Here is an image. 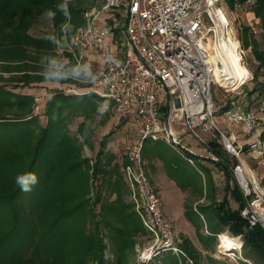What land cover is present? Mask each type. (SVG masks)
Segmentation results:
<instances>
[{
    "label": "trees",
    "instance_id": "obj_1",
    "mask_svg": "<svg viewBox=\"0 0 264 264\" xmlns=\"http://www.w3.org/2000/svg\"><path fill=\"white\" fill-rule=\"evenodd\" d=\"M76 1L83 4L79 12L84 14L98 0ZM255 1L257 15L264 18V0ZM62 2L0 0V52H12L17 65L26 64L28 70L17 71L21 74L17 82L25 87L44 79L39 75L41 67L30 66L35 58L30 55L31 51L52 52L57 44L51 39L53 35L35 39L28 30L36 17L46 10L55 13L54 26L61 30L65 21L57 5ZM84 6H87L85 11ZM76 28L67 32L69 37ZM257 56L262 60L261 53ZM55 80L60 81V78ZM86 96L73 98L58 93L52 97L45 108L48 123L43 126L33 114L32 96L5 92L0 88V264H89V261L104 264L106 242L119 256L133 247L137 235L147 233L132 205L125 200L128 191L122 177L113 180L115 168L102 170L107 163L101 158L92 166L91 161L82 156V144L68 130L74 119L84 118L78 132L87 146L92 145L90 136L97 125L86 130L85 125L98 112L96 104ZM101 119L107 118L101 114ZM261 140L264 142V132ZM208 147L221 159L219 164L230 180L233 174L229 161L222 154V147L217 143ZM31 176L36 178L34 183ZM100 178L103 182L95 193V201H92L91 192L96 190L94 183ZM25 184L28 189L35 186L36 191L30 197L24 195L28 191ZM238 188L240 190L239 185ZM106 194L116 198L109 201ZM232 196L239 203V209L229 212L219 207L218 218L234 236L242 235L244 243L241 239L240 243L245 259L252 260L256 255L264 261V228L258 223L251 224L249 218L242 216L246 211V200L241 190H235ZM97 206H100V213H96ZM211 240V237L202 238L207 250L211 249ZM182 249L186 257L168 253L162 257L163 263L187 264L190 260L193 264H200L203 254L189 240L183 241ZM210 264L230 263L212 260Z\"/></svg>",
    "mask_w": 264,
    "mask_h": 264
},
{
    "label": "built area",
    "instance_id": "obj_2",
    "mask_svg": "<svg viewBox=\"0 0 264 264\" xmlns=\"http://www.w3.org/2000/svg\"><path fill=\"white\" fill-rule=\"evenodd\" d=\"M222 1L98 0L84 12V25L58 49L62 60L71 63L72 68L77 65L97 68L86 94L111 102L116 115L128 120L129 129L135 132L124 172L131 202L148 236V243L139 255L142 264H150L168 253L186 257L183 239L165 214L143 158L145 141L164 140L186 162L194 164L196 153L183 144L175 130L179 123L200 145H206L205 138L209 137L221 143L237 160L230 170L251 213L264 227L263 214L256 206L264 203V188H260L256 175L247 173L241 157L247 145L250 156L264 165L261 117L252 110L242 111L233 102L224 112L223 127L215 118L212 90L221 85L215 68L221 76L226 72L213 55L209 36L227 25L219 13ZM121 18L126 27L119 32ZM68 93L77 91L69 89ZM160 99L166 101L165 114L158 107ZM236 126L244 129L246 141L238 142ZM206 158L221 161L213 154ZM254 195L255 199L249 203ZM206 234L217 238L219 253L224 254L220 249L221 233L212 234L206 227ZM238 238L242 239V235Z\"/></svg>",
    "mask_w": 264,
    "mask_h": 264
},
{
    "label": "rangeland",
    "instance_id": "obj_3",
    "mask_svg": "<svg viewBox=\"0 0 264 264\" xmlns=\"http://www.w3.org/2000/svg\"><path fill=\"white\" fill-rule=\"evenodd\" d=\"M82 3L76 0H70L68 2V11L70 12V20L64 16L65 23H70L72 27H79L83 24V14H80V8ZM87 9V6H84ZM256 1L255 0H223L220 4L227 17V25L216 30L215 33H210V41L212 52L215 57L225 55L223 53V46L229 44L230 36L233 37L239 45L238 53L241 57L242 66L247 69L248 75L245 80H243L241 85H236L238 81L232 80V82H222L221 85H216L213 87L212 93L215 100V115L226 111L232 103L234 102L242 111L252 110L256 112L261 117V123L259 125V130L261 133L264 132V18L259 17L256 13ZM23 9V7L21 8ZM49 11L46 10L36 17L34 25L28 30V34L35 39H42L46 35L54 36L57 41L56 47L52 52L47 53H37L32 50L30 55L35 56L34 60L31 61L30 66L41 67L42 73H39L42 78L41 82L33 81L28 87L23 86L21 83L17 82V79L21 77V74L17 71L28 70L25 67L26 64L23 62L15 63V54L12 52H0V88L4 89L5 92H14L23 96H32L34 98L33 102V114L39 119L43 126L48 123V118L45 116V108L47 102L57 95L62 93L63 96H69L73 98H91L93 103L97 106L98 115L87 121L85 125L86 128L96 124V128L92 131L90 136L91 146H87L84 142V138L81 137L78 132L79 125L84 122V118H76L74 122L68 127L70 133L75 134L76 139L82 144V156L91 161L93 166L98 158L104 160L106 166L102 170H116L113 171L115 178L121 176L126 189L128 191L125 196V200L129 205L134 206L131 202V190L129 184L125 179L124 167L127 162V153L130 149L131 142L134 140L135 132L131 131L128 127V120L120 118L116 115L112 103L106 100H100L94 94H86L90 89L89 81L93 78L96 73L97 68L91 67L92 77L89 78L83 74L79 76L67 75L64 78L55 80L56 77L45 78L44 71L47 67V60L45 58H54L59 64L63 65V71H68L72 69L71 63H67L62 60L58 53V49L63 47L66 40L72 38L68 36L67 33L63 32V41H61V30L54 26L53 18L49 17L47 14ZM84 25V24H83ZM71 27V28H72ZM126 22L121 18V24L119 26V32L125 30ZM77 30V28H76ZM75 30V32H76ZM74 32V33H75ZM224 44V45H223ZM262 54V60H258L257 54ZM10 59V60H9ZM218 59V58H217ZM44 61L42 64L41 61ZM263 62V63H262ZM95 63H98L95 61ZM29 65V64H28ZM25 67V68H24ZM18 73V74H17ZM64 80L63 82L61 81ZM234 85H236L234 87ZM232 86V87H229ZM238 86V87H237ZM73 89L77 91L76 93H68L66 91ZM104 103L108 104V109L106 112H101L100 107ZM166 101L163 99L159 100L158 107L164 114L167 111ZM9 116V112L6 113ZM101 114L104 115L106 120L102 121ZM88 124V126H87ZM87 126V127H86ZM176 132L180 134L185 131V127L182 123L175 125ZM187 133V132H186ZM183 144L191 143V145L196 148L199 143L190 133L183 134L180 138ZM206 145L201 144L199 148H206L211 143H217L220 146L221 143L211 140L209 137L205 138ZM247 140V137L243 139ZM223 154L229 161L230 165L237 164V160L230 154H228L223 148ZM101 153L103 155H101ZM206 156H210L206 153ZM112 157L113 159H111ZM151 157L158 158L162 163L158 162L159 169L162 174H166L171 178L172 184L170 183L169 189L160 190V197H162V202L165 206V214L167 218L174 225L176 232L181 236L183 241L185 239L193 243V246L197 251L203 254V259L200 260V264H210L213 261L229 262L230 264H241L240 262H245L247 264H264V261L259 256H254L252 260L245 259L242 255V250H235L232 254L219 253L218 241L214 236H208L206 234V226L210 233L216 234L217 232H229L234 238L239 236H234L231 230L224 226L218 218L219 207H224L225 210L229 212L231 210H238L239 205L235 202V198L232 193L240 192L238 188V183L236 184V179L232 176V187L230 191L226 189V180L220 173L215 174V179H212L209 170L201 165V162L194 158V164H190L182 158V156L169 146L164 140L152 141L147 140L144 143L143 158H148L152 162ZM242 159L245 161L246 167L249 171L259 178L261 183V189L264 188V165L260 163V160L253 159L250 156L248 146L244 147L243 153L241 155ZM205 161V160H204ZM145 162V160H144ZM207 162V161H206ZM146 168V163H145ZM147 172V171H146ZM251 175V174H250ZM103 182V179H98L94 191L91 192L90 198L92 201L96 199V191ZM174 184V185H173ZM177 186V187H175ZM183 191L185 197L183 200L185 208V217L189 225L196 231L183 230L181 229V224L183 220L180 219L183 213L179 210L178 213L171 210L172 208L178 206L179 192ZM35 186H32L27 192L24 193L26 197H30L35 193ZM242 192V191H241ZM243 194V193H242ZM241 195V193H240ZM109 201L116 198L115 195L106 194ZM207 197V198H206ZM255 199V195L249 198V203ZM181 200V201H182ZM245 200V198H244ZM246 202V201H245ZM182 203V202H181ZM246 202V211L242 213V216L250 220L251 224H262L255 219L254 215L249 209V205ZM184 211V210H183ZM96 213H100V206L96 207ZM168 213V214H167ZM260 214L264 213V203L260 208ZM172 214V215H171ZM252 219V220H251ZM141 220V219H140ZM264 222V216H263ZM142 222V221H141ZM143 224V223H142ZM144 227V226H143ZM263 227V226H262ZM264 228V227H263ZM183 230V231H182ZM218 234V233H217ZM197 235V236H196ZM190 236V237H188ZM199 239H198V238ZM211 237V249L207 250L202 243V238ZM191 238V240H190ZM232 242V248L238 246L239 243L235 239L226 237L224 245L228 241ZM244 243L243 238L241 239ZM148 243L147 233L143 235H137L134 238V244L131 249H128L125 254H120L119 256L111 251L110 243L106 242L107 249L104 252L103 258L104 264H142L139 261L140 251L145 248ZM185 252V251H184ZM207 257V258H206ZM119 261V262H118ZM93 262L89 261V264ZM150 264H164L162 258L156 259ZM187 264H193L192 261L187 260Z\"/></svg>",
    "mask_w": 264,
    "mask_h": 264
},
{
    "label": "crops",
    "instance_id": "obj_4",
    "mask_svg": "<svg viewBox=\"0 0 264 264\" xmlns=\"http://www.w3.org/2000/svg\"><path fill=\"white\" fill-rule=\"evenodd\" d=\"M215 118H216V121L220 124V126L223 127L224 124H225L224 111H222L221 113L215 115ZM234 130H235V132L237 134L238 142L239 143L244 142L243 139L246 137L245 132H244V129L242 127L236 126L234 128ZM183 134H187V133L185 131H183L180 134V132H179L180 138L182 137ZM186 144H187L186 146H188L189 148H191V150L196 153V157L195 158L201 162V165H203L204 167H206L209 170L212 179H215V174L218 173V172L220 173V175L223 176V178L226 180V189H228V191H230V189L232 187L231 185H232L233 182H232L231 179L229 180V178L227 177V173H226L225 169L223 168V166L221 164H219L220 162L219 163L213 162L210 158H206V153L207 152L209 153V155L210 154H213L214 155L215 153H213L212 151H210L208 149L209 147L199 148L200 144L196 148H194L191 145V143H187L186 142ZM222 154H223V151H222ZM223 156H224V154H223ZM224 158H226V157L224 156ZM151 159H152V162H150L148 158H144L145 163H146V171H147V175L149 177V180H150L151 185L154 187V189L160 195V192L158 191V189H160V190H164V189L166 190L167 189L168 190L169 189L168 186H170V183L172 184V181H171V178H169L168 175L161 173V171L159 169V166H158V162L159 163H162V162L158 158H155V157H151ZM175 187H177V186H175ZM177 191H178V189H177ZM178 192L179 193L177 195L179 196V200H180L179 203H178L179 205L176 206V207H174V208H172L171 210H173V213L174 212H177L178 213L179 210L183 213V216H181L180 219H177L176 220V221L183 220L182 221V224H181V229H183V230H192L193 228L186 221V217H185V208H184V203H183V200H184V197H185V193L183 191H178ZM182 198H183V200H182ZM161 199H162V197H161ZM235 202L239 205V203L237 201H235ZM163 206H164V202H163ZM256 206H257V209L260 211V208H261L262 205L260 203H256ZM164 210H165V206H164ZM263 216H264V213H263ZM193 231H195V230L193 229ZM188 237H190V236H188ZM190 240H191V238H190Z\"/></svg>",
    "mask_w": 264,
    "mask_h": 264
},
{
    "label": "bare ground",
    "instance_id": "obj_5",
    "mask_svg": "<svg viewBox=\"0 0 264 264\" xmlns=\"http://www.w3.org/2000/svg\"><path fill=\"white\" fill-rule=\"evenodd\" d=\"M219 13L221 15V18L228 23L225 12L222 9H220ZM238 48H239L238 42L233 37L230 36L229 44L227 43L223 46V53L226 58L222 56L216 57L218 58V61H220L221 64L224 66L226 72L225 76H221L218 68H215V73L217 75V80L219 83L222 84L223 81L232 82V80L234 79V81L236 80L238 81L237 84H240L241 82H243V80L247 78L248 71L241 64V57L238 53ZM221 77H225V78L221 79ZM246 170L247 173L249 174L251 173L247 167ZM221 235H222L221 237L222 241H221L220 249L223 251V253L232 254L233 251L240 250L242 248L239 238L232 237L228 232H222ZM226 237L235 239L237 243H239L238 246L232 248V242L230 240L227 242L226 245H224V242L226 241Z\"/></svg>",
    "mask_w": 264,
    "mask_h": 264
},
{
    "label": "clouds",
    "instance_id": "obj_6",
    "mask_svg": "<svg viewBox=\"0 0 264 264\" xmlns=\"http://www.w3.org/2000/svg\"><path fill=\"white\" fill-rule=\"evenodd\" d=\"M57 8L59 11H61L64 14L66 18L70 20V12L68 11V0H63L62 3L57 5ZM47 15L51 18V17H54L55 13L49 12ZM71 27H72L71 24L66 22L65 24L61 26V31L64 33H67L71 30ZM51 39H53V42H57L55 41V38H51ZM45 59H48L47 67L45 68V71L43 73L45 78H52V77L64 78L67 75L79 76L81 74L89 78L92 77L90 65H77L68 71H63L62 69L64 66L59 64L56 59L54 58H50V59L45 58ZM41 63L43 64L44 61L42 60ZM107 109H108L107 103H104L100 107L101 112H106ZM30 179L33 183L36 181L35 176H31ZM24 188L25 190H29L27 184L24 185Z\"/></svg>",
    "mask_w": 264,
    "mask_h": 264
},
{
    "label": "water",
    "instance_id": "obj_7",
    "mask_svg": "<svg viewBox=\"0 0 264 264\" xmlns=\"http://www.w3.org/2000/svg\"><path fill=\"white\" fill-rule=\"evenodd\" d=\"M221 71H222V74H224L225 72H224V70L221 68Z\"/></svg>",
    "mask_w": 264,
    "mask_h": 264
},
{
    "label": "snow or ice",
    "instance_id": "obj_8",
    "mask_svg": "<svg viewBox=\"0 0 264 264\" xmlns=\"http://www.w3.org/2000/svg\"><path fill=\"white\" fill-rule=\"evenodd\" d=\"M22 183H23V181H22Z\"/></svg>",
    "mask_w": 264,
    "mask_h": 264
}]
</instances>
